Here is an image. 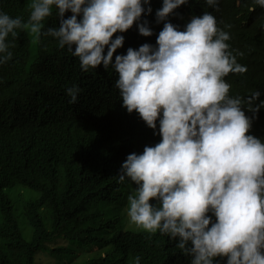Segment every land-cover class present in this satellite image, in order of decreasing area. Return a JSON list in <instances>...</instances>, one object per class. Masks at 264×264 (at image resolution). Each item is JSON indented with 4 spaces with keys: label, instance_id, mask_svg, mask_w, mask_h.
<instances>
[{
    "label": "clouds",
    "instance_id": "obj_1",
    "mask_svg": "<svg viewBox=\"0 0 264 264\" xmlns=\"http://www.w3.org/2000/svg\"><path fill=\"white\" fill-rule=\"evenodd\" d=\"M187 2L162 0L155 45L145 42L114 56L124 42L114 33L135 22L140 35L153 34L148 20H141L152 12L149 0H30L26 22L0 11V64L12 57L9 34L27 28L39 38L54 6L58 27L43 34L67 46L82 71L111 66L121 106L135 111L154 135L158 128L157 143L121 163L117 182L127 178L135 186L121 213L137 228L176 240L190 264H264V139L250 130L264 100L257 103L259 91L229 95L224 77L247 69L211 12L198 8L182 30L169 21ZM205 3L210 11L219 6L218 0ZM254 3L264 7V0ZM65 91L75 102L80 89L73 84ZM114 215L124 227V217Z\"/></svg>",
    "mask_w": 264,
    "mask_h": 264
},
{
    "label": "trees",
    "instance_id": "obj_2",
    "mask_svg": "<svg viewBox=\"0 0 264 264\" xmlns=\"http://www.w3.org/2000/svg\"><path fill=\"white\" fill-rule=\"evenodd\" d=\"M149 2L152 12L142 14L141 20H148L153 34L140 35L135 22L114 33L113 38L124 36L114 56L145 42L155 45L163 27L155 22V11L162 0ZM218 2L210 11L205 0H188L168 19L182 30L198 8L211 12L218 27L229 32L230 49L243 53L237 62L247 69L224 77L231 85L229 95L243 98L259 91V103L264 100V7L254 0ZM29 5L30 0H0V11L26 22ZM42 23L39 38L27 28L16 29L15 37L9 34L12 57L0 64V264H36L43 251L59 255L63 249L49 248L48 243L66 232L80 244L97 239L111 249L74 264H133L137 256L139 264H190L191 256L175 247L176 240L159 231L126 229L112 212L116 207L127 210V197L135 187L127 178L117 182L121 163L127 154L157 143L158 128L154 135L135 111L121 106L111 66L82 71L67 46L58 47L56 38L43 34L58 27L54 6ZM73 84L80 92L70 102L65 89ZM250 130L264 139V108L255 113ZM16 187L27 188L23 211L33 229L31 239L23 236L7 192Z\"/></svg>",
    "mask_w": 264,
    "mask_h": 264
},
{
    "label": "rangeland",
    "instance_id": "obj_3",
    "mask_svg": "<svg viewBox=\"0 0 264 264\" xmlns=\"http://www.w3.org/2000/svg\"><path fill=\"white\" fill-rule=\"evenodd\" d=\"M25 191H27V188L24 187L7 189V192L13 201L15 213L18 216L22 234L26 239H31L33 236V229L23 211L25 201L27 200L28 196L27 192ZM112 212L115 214H120L124 217L125 228L140 229L137 228L134 224L130 223L127 214L121 213L117 207L113 208ZM0 223H2L1 215ZM46 223L48 226L50 225L48 220H46ZM112 230H115V228L113 227ZM96 236H99V234H97ZM97 244V239L91 240L88 243L78 244L77 241L68 238L66 233H63L61 235H58L50 243H48L49 248L57 249L58 247H60L61 249H63V252L59 255L53 254L50 251L40 252L37 255L36 264H74L75 261L83 262L84 260L93 258L94 256L106 254L108 248H101Z\"/></svg>",
    "mask_w": 264,
    "mask_h": 264
}]
</instances>
